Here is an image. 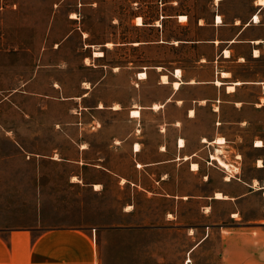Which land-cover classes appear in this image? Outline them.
Masks as SVG:
<instances>
[{"label":"crops","instance_id":"1","mask_svg":"<svg viewBox=\"0 0 264 264\" xmlns=\"http://www.w3.org/2000/svg\"><path fill=\"white\" fill-rule=\"evenodd\" d=\"M238 1L210 0L211 14L195 19L193 37L133 42L193 45L196 72L184 78L175 68L155 83L135 82L126 95L115 80L113 95L100 87L96 101L89 84L53 83L50 93L67 112L53 121L50 154L36 156L65 165L66 187L113 194L98 198L96 222L0 227V264H139L138 253L169 251L171 231L191 239L178 264L209 240L217 264H264V2L237 9ZM172 16L190 24L186 11ZM132 21L159 25L139 13ZM140 72L134 81L147 77ZM125 188L129 195L121 194ZM140 236L147 238L139 243Z\"/></svg>","mask_w":264,"mask_h":264},{"label":"rangeland","instance_id":"2","mask_svg":"<svg viewBox=\"0 0 264 264\" xmlns=\"http://www.w3.org/2000/svg\"><path fill=\"white\" fill-rule=\"evenodd\" d=\"M209 1L0 0V227L34 220L97 221L98 198L112 195L113 188L98 194L90 187H66L65 165L36 156L50 154V144H57L53 121L67 112L50 88L56 80L71 88L87 81L92 87L90 99L96 101L100 87L113 95L115 80L116 89L126 95L135 82L155 83L159 73L182 68L184 78L196 72L199 50L191 44L133 42L193 37L195 19L211 14ZM246 1L239 0L233 7L240 9ZM181 11L189 15L187 26L172 16ZM72 13L77 18H71ZM137 13L144 23L158 21L159 25L135 27L132 20ZM94 51H102L103 56H93ZM136 71H145L147 77L134 81ZM193 92L186 90L189 95ZM39 98L45 100L41 103ZM36 119H44L43 125L36 126ZM37 180L42 188L36 186ZM121 194L129 195L130 189ZM146 238L140 236L139 243ZM183 239V234L171 231L169 251L138 253L139 264H178L184 257V243L191 242L188 236ZM204 246L190 254L187 264H217L215 241Z\"/></svg>","mask_w":264,"mask_h":264},{"label":"bare ground","instance_id":"3","mask_svg":"<svg viewBox=\"0 0 264 264\" xmlns=\"http://www.w3.org/2000/svg\"><path fill=\"white\" fill-rule=\"evenodd\" d=\"M260 2H264V0H260ZM70 17H71V18H77V16H76L75 13H72V14L70 15ZM218 18H219V17H218ZM181 19H182V20L185 19V16H184V15H181V16H180V20H181ZM135 22H136L137 24H140V23H141V17H137L136 20H135ZM84 36H86L85 33H84ZM106 45H107V46H110V45H111V42H107ZM93 55L97 57V56H102L103 53H102V51H94V52H93ZM85 60H87V59H85ZM86 64H87V63H86ZM179 74H180V70L177 69V70H176V75H179ZM138 76H139V77H145L146 74H145L144 72H140ZM161 79L163 80V82L166 81V76H163ZM179 83H180L179 81H175V82L173 83V86L176 88V87H178ZM84 84H85L86 87H88V83H87V82H84ZM157 106H158V104H155V105H154V108H156ZM131 114H132V115H138L139 112H138L137 110H134V111L131 112ZM218 141H222V139L219 138ZM256 144H257V145H261L262 142H261L260 140H257V141H256ZM211 158L216 159L221 165H224V166H226V167L228 166L223 160L220 159V157H218V156H216V155H215V156H212ZM192 166L195 167L196 165L193 164ZM217 195H219V194H217Z\"/></svg>","mask_w":264,"mask_h":264},{"label":"built area","instance_id":"4","mask_svg":"<svg viewBox=\"0 0 264 264\" xmlns=\"http://www.w3.org/2000/svg\"><path fill=\"white\" fill-rule=\"evenodd\" d=\"M188 262H189V259L187 258V259H186V264H187Z\"/></svg>","mask_w":264,"mask_h":264}]
</instances>
